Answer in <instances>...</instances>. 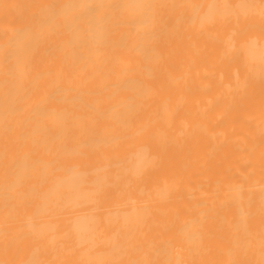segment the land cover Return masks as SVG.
I'll return each instance as SVG.
<instances>
[{
  "label": "bare ground",
  "instance_id": "bare-ground-1",
  "mask_svg": "<svg viewBox=\"0 0 264 264\" xmlns=\"http://www.w3.org/2000/svg\"><path fill=\"white\" fill-rule=\"evenodd\" d=\"M260 2L0 0V264H261Z\"/></svg>",
  "mask_w": 264,
  "mask_h": 264
},
{
  "label": "snow or ice",
  "instance_id": "snow-or-ice-1",
  "mask_svg": "<svg viewBox=\"0 0 264 264\" xmlns=\"http://www.w3.org/2000/svg\"><path fill=\"white\" fill-rule=\"evenodd\" d=\"M210 8H223V9H227V8H235V9H239L241 11H246V10H251L253 8H255L256 6L254 4L251 3H240L237 5H211L209 6ZM260 9H261V14L262 16H264V0H261L260 2ZM199 21L201 24L208 22L209 17L208 16H203V17H198ZM22 39L25 40L26 42H30L33 37L29 34H25L24 36H22ZM145 160V164L150 163L149 158L147 157V155H145L144 157ZM102 178L100 180H98V183H102ZM261 264H264V260L261 261Z\"/></svg>",
  "mask_w": 264,
  "mask_h": 264
}]
</instances>
